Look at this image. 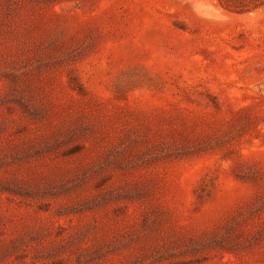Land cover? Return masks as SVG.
Returning <instances> with one entry per match:
<instances>
[{
  "label": "rangeland",
  "instance_id": "obj_1",
  "mask_svg": "<svg viewBox=\"0 0 264 264\" xmlns=\"http://www.w3.org/2000/svg\"><path fill=\"white\" fill-rule=\"evenodd\" d=\"M0 264H264V0H0Z\"/></svg>",
  "mask_w": 264,
  "mask_h": 264
}]
</instances>
